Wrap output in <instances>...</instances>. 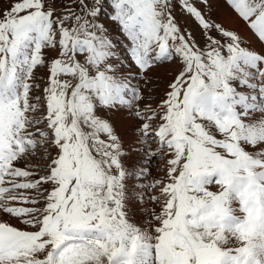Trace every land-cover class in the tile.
<instances>
[{
  "label": "snow or ice",
  "instance_id": "snow-or-ice-1",
  "mask_svg": "<svg viewBox=\"0 0 264 264\" xmlns=\"http://www.w3.org/2000/svg\"><path fill=\"white\" fill-rule=\"evenodd\" d=\"M0 264H264V0H0Z\"/></svg>",
  "mask_w": 264,
  "mask_h": 264
},
{
  "label": "rangeland",
  "instance_id": "rangeland-1",
  "mask_svg": "<svg viewBox=\"0 0 264 264\" xmlns=\"http://www.w3.org/2000/svg\"><path fill=\"white\" fill-rule=\"evenodd\" d=\"M5 7H6V5H5ZM182 22H183V20H182ZM189 26L192 27L191 24ZM196 35H197V37H199V33L198 32H196ZM116 39H120V37H116ZM160 174L161 173L157 172L156 170H153V175L154 176L155 175H160ZM4 219H8V217H4ZM140 221H139V224L143 226L145 224V221L144 220H140ZM11 222L14 223V224H17L19 227H24V225L18 224V222L15 221V220H12Z\"/></svg>",
  "mask_w": 264,
  "mask_h": 264
},
{
  "label": "bare ground",
  "instance_id": "bare-ground-1",
  "mask_svg": "<svg viewBox=\"0 0 264 264\" xmlns=\"http://www.w3.org/2000/svg\"><path fill=\"white\" fill-rule=\"evenodd\" d=\"M141 222V221H140Z\"/></svg>",
  "mask_w": 264,
  "mask_h": 264
}]
</instances>
